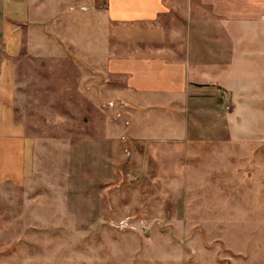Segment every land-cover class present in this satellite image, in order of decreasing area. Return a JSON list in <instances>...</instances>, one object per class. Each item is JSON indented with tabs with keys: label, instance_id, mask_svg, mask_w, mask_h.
<instances>
[{
	"label": "rangeland",
	"instance_id": "374dc122",
	"mask_svg": "<svg viewBox=\"0 0 264 264\" xmlns=\"http://www.w3.org/2000/svg\"><path fill=\"white\" fill-rule=\"evenodd\" d=\"M40 3L15 61L34 169L0 184V264H264L262 78L245 67L243 92L131 94L99 69V1Z\"/></svg>",
	"mask_w": 264,
	"mask_h": 264
},
{
	"label": "crops",
	"instance_id": "0c3cea01",
	"mask_svg": "<svg viewBox=\"0 0 264 264\" xmlns=\"http://www.w3.org/2000/svg\"><path fill=\"white\" fill-rule=\"evenodd\" d=\"M31 1L42 2L0 0V184H22L34 169L35 140L15 115V61L25 30L47 12L42 3L33 10ZM97 1L95 13L109 27L108 55L99 69L122 80L126 92L162 100L208 87L243 92L244 83H235L245 67L264 81V0ZM173 10L186 25L172 19ZM60 30L74 31L66 25Z\"/></svg>",
	"mask_w": 264,
	"mask_h": 264
}]
</instances>
